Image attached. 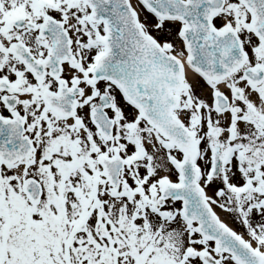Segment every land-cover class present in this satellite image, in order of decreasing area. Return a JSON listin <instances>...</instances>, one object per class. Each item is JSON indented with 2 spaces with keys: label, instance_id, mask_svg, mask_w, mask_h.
<instances>
[{
  "label": "snow or ice",
  "instance_id": "obj_1",
  "mask_svg": "<svg viewBox=\"0 0 264 264\" xmlns=\"http://www.w3.org/2000/svg\"><path fill=\"white\" fill-rule=\"evenodd\" d=\"M0 264H264V0H0Z\"/></svg>",
  "mask_w": 264,
  "mask_h": 264
}]
</instances>
